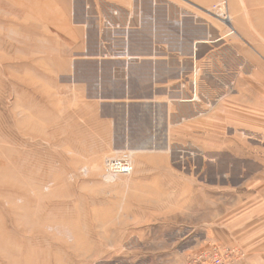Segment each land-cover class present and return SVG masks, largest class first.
Returning a JSON list of instances; mask_svg holds the SVG:
<instances>
[{
  "label": "rangeland",
  "instance_id": "rangeland-1",
  "mask_svg": "<svg viewBox=\"0 0 264 264\" xmlns=\"http://www.w3.org/2000/svg\"><path fill=\"white\" fill-rule=\"evenodd\" d=\"M222 2L219 15L213 6ZM157 4L172 6L166 0H0V264H207L212 248L226 250L224 264H231L232 250L203 239V220L212 214L205 206L220 163L232 162L221 153L237 151L236 137L244 154L263 152L264 140L246 129L234 132L232 111L252 104L237 106L222 95L236 81L222 78L220 56L228 58L229 72L242 68L234 56L235 41H245L237 19L247 22L255 13L257 33L264 34V0H221L181 21L155 14L135 21L124 12ZM91 23L98 42L94 31L77 27ZM199 41L213 44L193 48ZM100 43L106 47L100 50ZM147 49L196 62L179 79L189 93L175 94L192 101L193 110L181 107L179 119L188 121L171 135L161 110L100 108L84 100H122L120 88L133 86L130 76L112 84L108 69L100 71L90 58L112 55L121 78L128 55ZM81 58L89 62L76 66ZM135 82L130 89L139 98L144 86ZM259 133L264 137V129ZM108 158L129 161L131 172L108 175ZM163 179L170 190L162 192Z\"/></svg>",
  "mask_w": 264,
  "mask_h": 264
},
{
  "label": "crops",
  "instance_id": "crops-1",
  "mask_svg": "<svg viewBox=\"0 0 264 264\" xmlns=\"http://www.w3.org/2000/svg\"><path fill=\"white\" fill-rule=\"evenodd\" d=\"M166 1H168L169 4H172L171 8H163L157 4L155 5V8H146L142 11L141 8H139V12L137 11V8H128L125 9L124 12H126V16H129V19L135 21L137 18L134 19V17L143 15L146 17L147 14H155L159 17H157L158 19H161L164 15L167 17L173 16L181 21V19L186 18L187 15L197 17V11H199V9L207 8L221 0ZM51 12L52 11H50V14ZM246 12L249 11L247 10L243 14H240L242 15V18L245 16ZM57 14H60L63 17L66 15L65 11L62 10H59ZM254 14L251 12L252 17L251 15H246L248 18L247 22L244 20L242 22L237 19L240 25H236V30L245 41H241L242 44L235 41L234 56L236 61L235 64L242 65V68L229 72V60L224 55L220 56V62L221 64L226 63V71L221 75L222 78L234 79L236 81L232 88L233 92L228 93V90H226L222 95L229 94L230 96H233L232 99L235 100L237 106H239V104H244L245 102L252 104L250 107L252 110H245L242 106L243 109H234L232 111L235 112L237 116L234 118L236 121V124L233 125L235 128L234 132L245 131L246 129L247 131L252 132L253 136L257 133V141L260 143L261 139L264 140L263 136H259L260 129H264V104H261V106L256 105L259 104L260 100L258 99L256 102L255 98H250L254 95L264 98V82H260L264 80V34L257 33V24L254 19ZM125 21L124 22L127 23V20ZM128 25L129 24L127 23V26ZM194 25L199 26L197 22ZM77 27L82 28L84 31L87 30V32L94 31L96 34L95 40L97 42L99 41V29L96 30V27L93 26L92 23L90 26L78 24ZM70 30L75 37L78 36L76 33L78 29ZM244 42L249 45L252 50L248 49V47L244 45ZM208 44L213 43L211 41L209 43L207 41L195 42L193 48L198 47L199 45ZM105 47L106 45L100 43V50ZM160 53L162 52H159L156 49L155 51L147 49L139 51V53L132 52V54H130L132 55L131 57L128 55L129 60L124 62L125 67L124 65L122 66L120 72L121 78L116 77L114 69V65L120 63H117L118 59L110 57L112 55L101 52V54L97 56L95 55L98 58H90L94 64L99 65L100 71L104 68L108 69L107 71L112 74V77L110 78L112 84L114 82L118 83L119 81L124 82V76H130L131 78L133 77L131 81L133 86L136 84L135 79L140 81V86L143 84L144 93L141 91L138 98L134 92L135 89H130L133 87L132 86L129 87V90L120 88L124 95V99L122 100L112 98L111 100L104 99L101 101H88L86 100L87 96H85L84 100L87 102L92 101V103L100 108L101 106L107 107L117 105L120 107L122 106L125 109L133 106H143L145 108H155L158 111L161 110L164 113L163 116H161L162 120H165L164 127L167 129V133L171 135L170 133L174 131V129L179 128L181 123L184 124L188 121L179 119V111L181 107L186 110H193L194 105L192 101L182 103L175 100V94L189 93V87L188 89L184 88V85L182 87L181 80L179 79H181V72L186 68L188 70V72H186L190 76V69L193 67L192 64L195 65L196 62H192L191 59L188 61L185 57H178L171 53H164L165 55H161ZM212 54L208 55L210 56V62L213 61V58L215 57V55ZM245 57L247 58L245 59ZM86 60L88 59H76L74 64L77 66L81 64V62L82 64H84L83 62H89ZM204 60L205 59L203 58L202 61ZM74 64L72 66H75ZM120 69L121 67L117 68V70ZM152 74L154 75L152 76ZM192 79L193 77L189 78L190 81ZM246 79L256 81L257 84L254 85L252 83V86L245 88L244 84L240 81ZM259 83L261 85H259ZM193 89L195 92L194 84ZM248 95L251 97L245 99ZM239 113L242 115L240 116ZM244 118L247 120H244ZM245 122L248 125H245ZM209 125H211V119ZM226 125L227 124H225V126ZM232 135H234V133ZM235 139L237 151H229L221 153L220 155L223 156L221 159H230L232 162L228 164L226 163V165L220 163L219 183L212 187V200L205 206L209 207L210 213L212 214L208 219L203 220V223L206 225L203 239L206 241L205 243L210 244L216 242L218 245L232 250L231 264H264V151L244 154L242 137H236ZM226 143H232V141L227 139ZM245 161H251V167H246L244 165ZM163 169L170 170L166 167ZM159 185H161L162 192L171 189L167 184L165 185L164 179Z\"/></svg>",
  "mask_w": 264,
  "mask_h": 264
},
{
  "label": "built area",
  "instance_id": "built-area-1",
  "mask_svg": "<svg viewBox=\"0 0 264 264\" xmlns=\"http://www.w3.org/2000/svg\"><path fill=\"white\" fill-rule=\"evenodd\" d=\"M225 2L219 3L213 6V9L219 13V15H224V11L222 12V8H224ZM225 22H229V18L224 19ZM229 33H233V30L230 29ZM105 171L110 176L115 175H126L131 172V167L129 161L123 160L119 161V159L115 158H108L105 160ZM220 249V248H219ZM212 248L210 251L207 252L208 256L204 257V262L209 264H224L223 259L228 258V252L226 250L220 249L217 250Z\"/></svg>",
  "mask_w": 264,
  "mask_h": 264
},
{
  "label": "bare ground",
  "instance_id": "bare-ground-1",
  "mask_svg": "<svg viewBox=\"0 0 264 264\" xmlns=\"http://www.w3.org/2000/svg\"><path fill=\"white\" fill-rule=\"evenodd\" d=\"M107 177H109V176H107ZM106 178V177H105ZM111 178V177H110ZM10 179V178H9Z\"/></svg>",
  "mask_w": 264,
  "mask_h": 264
}]
</instances>
